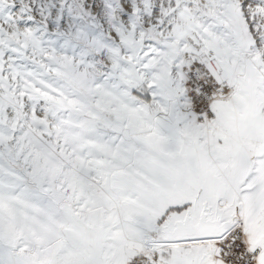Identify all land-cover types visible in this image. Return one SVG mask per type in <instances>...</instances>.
Returning <instances> with one entry per match:
<instances>
[{"label": "snow or ice", "instance_id": "snow-or-ice-1", "mask_svg": "<svg viewBox=\"0 0 264 264\" xmlns=\"http://www.w3.org/2000/svg\"><path fill=\"white\" fill-rule=\"evenodd\" d=\"M0 264H264V0H0Z\"/></svg>", "mask_w": 264, "mask_h": 264}]
</instances>
